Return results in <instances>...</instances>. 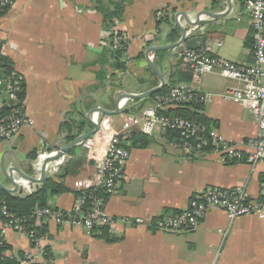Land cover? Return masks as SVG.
<instances>
[{
    "label": "crops",
    "instance_id": "1",
    "mask_svg": "<svg viewBox=\"0 0 264 264\" xmlns=\"http://www.w3.org/2000/svg\"><path fill=\"white\" fill-rule=\"evenodd\" d=\"M115 3H122L124 10L114 30L128 37L130 59L120 87L109 80L103 85L99 79L103 70L101 54L108 35L105 10L112 9ZM228 9L227 0H14V5L0 18V39L8 62L24 77L25 111L34 125L24 126L10 141L0 140V161L5 158L10 169L14 158L23 172L40 178L41 169L35 167L40 155L69 143L61 132L65 122L71 118L88 119L89 111L97 106L116 110L115 100L121 93H142L155 87L156 78L147 71L150 66L146 50L173 42L168 35L173 27H178L177 22L186 26L188 37L201 36L203 45L213 43V53L219 58L251 65L253 50L245 47L244 41L252 28L241 0H232L226 16L213 19L204 15L198 25H190L182 15L185 12L195 21L202 10L219 13ZM160 10H164L161 16L157 14ZM168 51L162 61L153 60L166 83L179 61L176 49ZM141 54L142 58L137 59ZM157 79L159 85L158 76ZM190 84L207 94L201 113L225 138L237 144L257 138L258 122L249 107L223 97L228 87L236 85L234 80L207 73ZM4 98L0 86V108ZM136 100L127 99L124 105L125 100L121 101L118 114L93 115L99 130L76 145L79 157L92 162L101 157L106 146L104 138L120 131L148 104ZM126 107H135L137 111L124 113ZM91 129L90 123L80 134ZM152 138L147 147L130 148L120 192L110 196L105 204L108 215L153 221L169 212L187 210L192 196L210 187L245 185L252 197L259 196L264 160L252 171L244 161L184 150L163 130H157ZM32 151L38 154L34 160L29 158ZM94 171L95 167L86 164L78 177H67L65 182L71 190L54 195L48 204L71 209L84 180ZM0 177L3 178L1 168ZM41 184L22 181V192L15 195L31 194ZM102 227L108 229L110 241L100 236L101 230L89 233L82 227L47 221L43 246L48 257L43 256V264H264V218L256 215L230 221L225 211L213 209L195 230L184 233L123 223L114 230L103 225L96 228ZM5 239L11 247L7 254L16 259L32 250L31 240L25 234L8 230Z\"/></svg>",
    "mask_w": 264,
    "mask_h": 264
},
{
    "label": "built area",
    "instance_id": "2",
    "mask_svg": "<svg viewBox=\"0 0 264 264\" xmlns=\"http://www.w3.org/2000/svg\"><path fill=\"white\" fill-rule=\"evenodd\" d=\"M13 5L14 0H0V18ZM244 5L254 33V61L251 65H241L219 58L213 53L211 42L196 50L185 49L176 52L179 53V59L197 73H218L236 82V85L225 90L223 97L249 107L258 122L257 138L247 144H237L225 138L217 129H208L204 124L188 119L160 116L159 110L191 101L199 93L191 84L180 81L170 88L168 94L157 96L142 108L140 114L132 116L120 131H115L112 136L104 138L106 146L103 155L94 159L95 171L84 180L82 192L74 206L69 210H63L48 204L37 209L34 212L36 226L40 227L52 220L63 226L82 227L90 233L98 225L114 230L119 223H123L164 232L184 233L195 230L213 209L225 211L230 221L248 215L264 218V181L258 197H252L245 185L232 188L210 187L196 192L187 210L169 213L153 221H147L142 217L114 218L105 210L106 198L120 192L130 156L129 138L134 131L154 136L157 130L164 131L166 128L178 130L181 136L178 145L184 150L200 153L210 142L211 149L208 153L223 156L230 161L247 162L252 171H255L259 162L264 160V0H246ZM157 14L163 15L164 10L158 11ZM123 40H128L124 33L117 35L115 44L118 45ZM218 45H221V42ZM3 57L5 49L0 39V69ZM149 59L153 61L155 54L150 53ZM24 82L23 75L15 69L4 77L0 71V86L5 95L2 106L9 108L8 113L0 117V140L10 141L24 126L34 125V120L26 114L24 102L20 97ZM206 98L207 94L201 93V100L204 101ZM125 103L126 100L123 105ZM94 120L98 121L95 117ZM192 139L194 142H191ZM57 152L58 150H54L41 154L35 163L36 169L40 170L44 159ZM67 158L63 154L57 160L47 163V174H54ZM2 215L4 218L0 220V240L5 239L8 230L27 235L31 240L32 250L25 254L22 262L43 264L44 236H38L35 230H27L23 219L10 212L6 206L2 208Z\"/></svg>",
    "mask_w": 264,
    "mask_h": 264
},
{
    "label": "trees",
    "instance_id": "3",
    "mask_svg": "<svg viewBox=\"0 0 264 264\" xmlns=\"http://www.w3.org/2000/svg\"><path fill=\"white\" fill-rule=\"evenodd\" d=\"M246 0H241V3H245ZM11 8V7H10ZM9 8V9H10ZM123 4L122 3H115L112 9L107 8L105 10V24L104 27L108 32L106 44L103 48L101 54V62L103 65V70L99 73V79L101 80V84H107L109 80L112 85L116 87L121 86V81L123 76L128 70V63L129 58H127V47H128V40H123L120 44H115V37L117 35L123 34V32L114 30L116 21L120 20L123 14ZM7 12V11H6ZM180 30L178 27H173L168 35V39L170 41H176L179 37ZM253 30L246 37L244 41V45L247 48L254 49V39H253ZM168 50H159L155 52V60L162 61L168 54ZM142 54L136 57L137 59L142 58ZM177 69L173 70L171 73V78L169 79L168 83L165 86L151 94L150 96L142 99V102L150 103L152 102L157 96L166 95L168 94L170 88L176 85L178 82L183 81L186 83H191L193 81H197L200 77V74L193 71L185 64L181 59H179L177 65ZM14 68L8 62L6 57L2 59L1 65V75L2 77L8 75ZM111 70V72H109ZM148 72H151L152 76L156 78L155 86L158 85V79L156 73L152 70L151 67H148ZM140 82H144V79L140 78ZM116 82V84H115ZM25 84V82H24ZM23 84L22 92L20 93V97L24 102V90L25 85ZM139 100V99H137ZM136 100V101H137ZM204 101L201 100V93H197L196 96L188 102L175 104L170 106L169 108L159 110V115L164 117H171V118H182L193 120L197 123L204 124L207 126L208 129H212L213 126L211 124V120L206 117L204 114L201 113L203 110ZM9 111V108L6 106H2L0 108V117H4ZM137 108L135 107H126L123 112L124 113H131L136 112ZM88 126H90V122L86 117L81 118L80 120L76 119H69L62 125V133L65 134V139L68 142H71L75 137H77L82 131H84ZM165 134L168 137L173 138L175 141L179 142L181 140L180 132L178 130H173L170 128H166L164 130ZM153 140L152 136L134 131L129 138L130 145L129 148L132 147H140L144 148L147 147L151 141ZM191 142H194L192 139ZM78 146H74L68 152L70 156L67 158L65 164L62 166L61 171L57 174H53L48 176L45 181L41 184L40 188L26 196H18L12 193H8L2 189H0V220L3 219L2 215V208L4 206L7 209L20 216L23 219L24 225L27 230H35L37 231L38 236H45L46 234V223H43L40 227L36 226V220L34 218V212L39 208H44L48 205V201L54 195H58L64 192H68L71 189L67 186L65 180L67 177H78L84 170V166L88 164L91 168L94 169L95 163L92 161H87L86 159L79 157L77 150ZM211 149L210 142L204 146L202 149V153H207ZM51 151V149H50ZM38 154L36 151H32L29 154L30 159H36ZM83 187L77 192L78 196L81 194ZM109 197L106 198V201ZM183 211H174L169 213H179ZM167 213V214H169ZM162 217V216H161ZM158 217V218H161ZM157 219V218H156ZM101 230L100 236H102L107 241L111 240V237L108 233V229L106 227H102L101 229L94 228L92 231L97 232ZM11 249L10 245L6 241V239L0 240V264H21L24 259L25 253L20 254V259H16L13 256H9L7 253ZM46 256L48 257V253L46 251Z\"/></svg>",
    "mask_w": 264,
    "mask_h": 264
},
{
    "label": "water",
    "instance_id": "4",
    "mask_svg": "<svg viewBox=\"0 0 264 264\" xmlns=\"http://www.w3.org/2000/svg\"><path fill=\"white\" fill-rule=\"evenodd\" d=\"M227 4L229 6V9L226 12L217 13V12H212L209 10H202V11L198 12V14H197L198 18L195 21L191 20L189 18V15L185 12L182 15L186 18L187 22L190 25H198L199 23H201V17L204 15H207L213 19L226 16L232 8V0H227ZM177 25H178L179 30H180L179 40H177L175 42L167 43V44L153 45V46H150L146 50V56H147L148 64L160 79L159 85H157V86H155V87H153V88H151L145 92H142V93H133V92L121 93L115 100L116 110H108L106 108L99 107V106L91 109L88 113V120L93 125V129L75 137L65 147L60 148L58 150L57 154L47 156L44 159L42 167H41L40 178H36L30 174L23 172L18 167L17 161L14 158H11L12 159V167L10 169L7 168L5 165V158H2L0 161V168L2 171L3 178L0 177V189L6 191L8 193L15 194L18 191L22 192V185H21L22 181H27L31 184L32 183H43L45 181V179L47 178V170H46L47 163L57 160L63 154L68 153L71 148L80 144L82 141H84L85 139H87L88 137H90L91 135H93L94 133H96L99 130V124L92 118L93 115H95L96 113L106 114V115L118 114L121 112V108H120L121 101L127 100V99H144V98L150 96L151 94L161 90L166 84L165 77L157 69L154 62L149 59V54L155 53L159 50H170V49H176L177 51H180V52L184 51L185 49L196 50L199 48V46L203 45V43H204V40L201 36L188 37V34H187L188 30H187L186 26H184L182 23L177 22ZM2 179L7 181L11 185V187L6 186Z\"/></svg>",
    "mask_w": 264,
    "mask_h": 264
}]
</instances>
